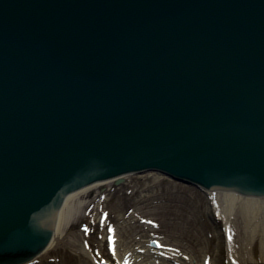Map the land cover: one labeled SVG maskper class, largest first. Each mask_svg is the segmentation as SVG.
I'll list each match as a JSON object with an SVG mask.
<instances>
[{
	"label": "water",
	"instance_id": "water-1",
	"mask_svg": "<svg viewBox=\"0 0 264 264\" xmlns=\"http://www.w3.org/2000/svg\"><path fill=\"white\" fill-rule=\"evenodd\" d=\"M153 171L264 195V0H0V264Z\"/></svg>",
	"mask_w": 264,
	"mask_h": 264
},
{
	"label": "rangeland",
	"instance_id": "rangeland-1",
	"mask_svg": "<svg viewBox=\"0 0 264 264\" xmlns=\"http://www.w3.org/2000/svg\"><path fill=\"white\" fill-rule=\"evenodd\" d=\"M123 179L119 184L116 180L93 184L80 196L83 203L69 224L66 241L81 234L78 239L89 243L97 264H117L110 236L111 241L117 242L118 254L128 248L140 250L139 246L157 240L165 251L163 256L166 251L174 252L178 264H184L182 257L186 255L194 258L196 264H227L226 225L214 214L208 193L155 173L131 174ZM250 245L258 258L259 235ZM54 251L64 255L63 261L60 256H53V263L80 264V260L95 264L84 256L74 260L73 250L64 243Z\"/></svg>",
	"mask_w": 264,
	"mask_h": 264
},
{
	"label": "bare ground",
	"instance_id": "bare-ground-1",
	"mask_svg": "<svg viewBox=\"0 0 264 264\" xmlns=\"http://www.w3.org/2000/svg\"><path fill=\"white\" fill-rule=\"evenodd\" d=\"M147 173L158 174L155 171ZM121 179L124 180L123 178ZM90 186L81 187L68 193L62 206L58 207L55 212L47 237L43 241H39L33 252L26 254V256H31V259L26 262L23 261L21 264H52L51 260H53L52 257H55V255L60 256L58 258L61 260L64 254L57 255L54 250L62 243L73 250L72 253L76 256L74 260L84 256L97 264L96 255L90 249L89 243L85 239H81V241L78 239L81 234L76 235L77 238L75 240L71 238L68 241L65 240L69 224L74 215L79 213L80 206L83 203L80 201V196L85 194ZM196 188L209 194L214 214L218 217L220 216L226 225L224 247L228 253L227 264H264V195L255 196L233 191H208L204 188ZM211 220L213 224L218 225L214 218H211ZM238 221H241L242 226L240 223L239 225L237 224ZM103 227H105V224ZM71 233L76 234L74 231H71ZM256 235H259L258 258L253 255L250 249V244L256 238ZM114 244L113 249L117 264H134L133 262L138 264L137 261L144 264H178L174 258V252L166 251L167 255L163 256L165 251L160 249L161 243L157 240H152L146 245L139 246L140 250L131 251L128 248L122 254H118L116 241H111L110 246L113 247ZM186 256L182 257L186 260L184 264H196L194 258ZM54 260L57 259L54 258ZM78 262L80 264H91L89 262L81 263L80 260ZM53 264L63 263L54 261ZM201 264L204 263L201 262Z\"/></svg>",
	"mask_w": 264,
	"mask_h": 264
},
{
	"label": "snow or ice",
	"instance_id": "snow-or-ice-1",
	"mask_svg": "<svg viewBox=\"0 0 264 264\" xmlns=\"http://www.w3.org/2000/svg\"><path fill=\"white\" fill-rule=\"evenodd\" d=\"M111 231H112V229L109 228V232H111ZM109 242L111 243V236L109 237Z\"/></svg>",
	"mask_w": 264,
	"mask_h": 264
}]
</instances>
